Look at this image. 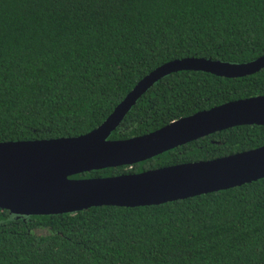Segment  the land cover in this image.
I'll use <instances>...</instances> for the list:
<instances>
[{"label":"trees","instance_id":"obj_1","mask_svg":"<svg viewBox=\"0 0 264 264\" xmlns=\"http://www.w3.org/2000/svg\"><path fill=\"white\" fill-rule=\"evenodd\" d=\"M264 54V0H0V142L77 137L145 75L176 59ZM264 95V68L235 78L177 71L154 82L109 140ZM264 145L240 125L102 178L208 161ZM0 264H264V177L158 205L15 215L0 209Z\"/></svg>","mask_w":264,"mask_h":264},{"label":"water","instance_id":"obj_2","mask_svg":"<svg viewBox=\"0 0 264 264\" xmlns=\"http://www.w3.org/2000/svg\"><path fill=\"white\" fill-rule=\"evenodd\" d=\"M264 68V54L246 63L188 57L145 75L90 132L69 138L0 142V209L15 215L74 213L93 206L158 205L224 190L264 177V145L208 161L102 178L72 175L133 165L208 134L240 125L264 126V95L230 101L175 120L155 131L109 140L136 100L177 71L235 78Z\"/></svg>","mask_w":264,"mask_h":264}]
</instances>
